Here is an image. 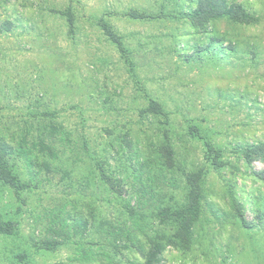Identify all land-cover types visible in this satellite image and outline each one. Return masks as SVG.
Segmentation results:
<instances>
[{
  "label": "rangeland",
  "instance_id": "obj_1",
  "mask_svg": "<svg viewBox=\"0 0 264 264\" xmlns=\"http://www.w3.org/2000/svg\"><path fill=\"white\" fill-rule=\"evenodd\" d=\"M230 1L256 20L218 19L210 36L223 33L225 40L197 52L209 35L194 31L180 15L194 0H0V132L14 146L25 139L31 147L39 128L52 122L71 138L57 133L54 164L32 178L25 157H15L21 179L31 188L17 194L0 184V213L19 224L18 234L0 233V264H85L71 219L94 212L117 225L126 213L125 197L99 188L94 192L92 185L79 190L89 162L79 146L86 138L95 150L91 154L106 159L115 175L125 166L129 170L133 160L120 148L121 138L129 133L132 151L142 153L161 126L154 116L140 113L149 98L169 110L177 161L188 169L204 167L206 175V200L192 244L167 246L163 263L264 264V180L255 173L264 169V161L248 165L240 153L244 146L264 143V0ZM130 8L157 17L132 18ZM102 17L121 35L134 59L132 69L98 25ZM230 39L237 43L232 50ZM205 141L217 150L220 166L209 163ZM39 156L38 162H52ZM156 190L154 203L140 204L143 212L155 209L158 199L173 204L185 194L181 186L158 181ZM231 194L243 207L248 227L235 216ZM63 219L69 220V239L67 228L60 231ZM51 241L57 243L46 244ZM124 252L120 264H141L136 251Z\"/></svg>",
  "mask_w": 264,
  "mask_h": 264
},
{
  "label": "trees",
  "instance_id": "obj_2",
  "mask_svg": "<svg viewBox=\"0 0 264 264\" xmlns=\"http://www.w3.org/2000/svg\"><path fill=\"white\" fill-rule=\"evenodd\" d=\"M194 2L193 5L184 4L187 10H183L180 15L185 18L194 31L203 30L209 35L207 44L197 47L199 48L197 52L219 47L217 43H222L225 40L223 33L219 36H210V26L218 19L225 18L236 24H248L256 20L255 16L250 14L240 3L229 2V0H194ZM181 5L183 6V4ZM63 13L66 15L69 24L73 25L72 12L66 10ZM127 14L132 18L157 17L153 13L148 14L136 8H130ZM159 15L165 14L162 12ZM98 25L109 40L118 47L129 69H132L134 59L129 56L121 35L116 33L103 17L98 20ZM235 42L236 40L230 39L227 48L229 50L235 48L237 45ZM140 113L146 114L149 118L154 116L161 126L157 127L156 135L150 139L148 146L144 147L142 153L138 152L136 146L137 149L132 151L134 143L132 142L133 137L129 133L121 138L120 148L129 150V156L133 160L129 164V170L128 166H125L124 172L115 175L111 165L106 166V159L103 160L99 156L91 154V151L95 153V150L90 148L86 138L82 139L79 146L80 153L86 155L89 160L88 171L84 176L83 183L79 184V190L84 192L86 188L92 185L93 191L99 188L101 192L107 191L106 195H113L114 193L121 199L125 197L126 213V218L117 225L97 219L98 217L94 212H91L89 216L71 219L70 224L78 233V241L74 242L79 249L78 257L83 259L85 264L97 261L101 263L104 261L107 264H120L125 257V250L136 251L142 259L141 264H164L162 254L167 246L188 249L192 244L195 227L201 219L203 204L206 200L205 169L204 167L188 169L182 162L177 161L174 139L169 127L170 113L163 103L157 99L149 98L147 106L141 109ZM189 129L191 133H194L195 126L190 125ZM59 132L61 139L71 141L70 133L68 134L61 126L52 122L39 128L37 139L31 147L27 145L25 139L22 141L20 139L14 146L0 132V184L12 188L17 194L22 190L31 188L30 181L21 179L20 171L14 159L18 156L25 157L27 173L30 178L37 175L41 168L49 171L57 156L55 142ZM205 145L209 163L215 167L220 166L222 162L218 159V152L213 144L205 141ZM32 149H35V152ZM240 153L248 165H251L254 160L264 161V143L244 146ZM40 154L48 155L52 162L47 158L38 162ZM255 173L264 180V169L255 171ZM157 181L161 186H181L185 192L184 197L182 201H176L173 204H163V201L158 199L154 211L143 212L140 204L145 199H149V203H154L156 199L155 195L158 194L156 190ZM125 185L130 186L129 189L124 188ZM133 185H138L137 190L132 191ZM141 197L144 198L141 199ZM230 201L235 210V216L244 226L248 227L250 222L245 218L241 204L232 194ZM61 224L60 231L67 228L65 233L69 239L71 236L68 233L69 220L63 219ZM18 225L14 219L5 217L0 213L1 234H18ZM167 226L171 227L169 230H164L167 229ZM74 229L72 230L74 231ZM51 242H46V244L57 243ZM128 263L138 264L137 261L131 260Z\"/></svg>",
  "mask_w": 264,
  "mask_h": 264
}]
</instances>
